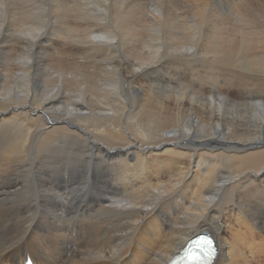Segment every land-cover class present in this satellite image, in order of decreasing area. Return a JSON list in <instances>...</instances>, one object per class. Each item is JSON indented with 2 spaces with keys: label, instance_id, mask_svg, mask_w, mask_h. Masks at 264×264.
Segmentation results:
<instances>
[{
  "label": "bare ground",
  "instance_id": "1",
  "mask_svg": "<svg viewBox=\"0 0 264 264\" xmlns=\"http://www.w3.org/2000/svg\"><path fill=\"white\" fill-rule=\"evenodd\" d=\"M194 1L186 25L185 1L0 0V264H167L204 231L214 264H264V36L252 13L232 21L250 0ZM141 22L155 42L134 58ZM99 57L93 81L83 65ZM180 67L208 98L152 84ZM247 76L262 81L249 103Z\"/></svg>",
  "mask_w": 264,
  "mask_h": 264
},
{
  "label": "rangeland",
  "instance_id": "2",
  "mask_svg": "<svg viewBox=\"0 0 264 264\" xmlns=\"http://www.w3.org/2000/svg\"><path fill=\"white\" fill-rule=\"evenodd\" d=\"M121 1H123L124 2V0H121ZM145 2H146V4L145 5H148V6H150L151 4H152V0H144ZM181 1H183V0H176V2H179V4L181 3H184V1H185V5H184V7H181V14L180 15H182V16H178V22L179 23H182V24H186L187 25V23H191L193 20L191 19V17L189 16V14H187L188 12H190L191 11V9H190V11H189V9H187V5H191V6H193V5H195V3H193V1L192 0H190V1H192V2H190L189 0L187 1V0H184L183 2H181ZM187 1V2H186ZM208 1H210V2H208V3H210L209 4V7H210V9H214V10H217V9H221V10H223V11H225V12H227L228 11V9H226L225 8V4L227 5L228 4V6H230L231 5V3L230 2H232V0H208ZM241 1V0H240ZM250 1H260V2H262L261 4H260V2H252V4L250 3ZM250 1H248V2H246V3H241V4H239L240 6H237V5H235V9L237 8V7H240V8H242V9H244V13L242 12L243 10L242 9H239V8H237L236 10L238 11V9H239V11L237 12V16H235V17H239V21H237V20H235V18L234 19H232V21H234V22H240L241 20H245V19H247V18H249V17H251V15H253L251 18H254L253 19V24H254V26L255 27H257L258 29H260L261 30V37L262 36H264V17H263V15L264 14H259V13H263L262 12V10L264 11V8H262V7H264V0H250ZM192 3V4H190V3ZM195 2V1H194ZM225 2V3H224ZM234 2H235V0H234ZM236 2L237 3H240L238 0H236ZM187 3V4H186ZM215 3V4H214ZM86 7H83L84 9H86V8H93L96 4L95 3H91V2H89V1H87L86 3ZM85 4H83V5H85ZM93 4H95L93 7H91ZM222 4V5H221ZM243 4V5H242ZM89 7H88V6ZM91 5V6H90ZM127 6H129L128 4H126ZM215 5V6H214ZM249 7H248V6ZM252 7H254V8H252ZM260 5V6H259ZM114 5H112V9H113V11H116V8H115V6L113 7ZM121 5H119V7H120ZM182 6H183V4H182ZM219 7V8H218ZM250 7H251V9H250ZM148 8H149V10H151V8L150 7H146V9L148 10ZM183 8H185V9H183ZM189 8V7H188ZM217 8V9H216ZM245 8H248V11H247V9H245ZM187 9V10H186ZM220 9H219V11H220ZM234 9V10H235ZM146 10V12H147V14H148V12H149V14L148 15H150V11H147ZM235 10V11H236ZM240 10H241V12H240ZM253 10V12L255 13L256 12V15H254L253 14V12H251V11ZM256 10H259V11H256ZM183 11V12H182ZM185 11V12H184ZM247 11V12H246ZM250 12V13H249ZM238 13H240V14H238ZM252 13V14H251ZM241 14H244V15H241ZM246 14H248L247 16H249L250 14V16L249 17H245V15ZM184 15V16H183ZM188 17H187V16ZM241 16H243V17H241ZM254 16H256V18L254 17ZM258 16V17H257ZM147 17V16H146ZM263 17V18H262ZM181 18H182V20H181ZM177 19V18H176ZM186 19L187 20V22L185 23L184 22V20ZM241 19V20H240ZM258 20V22H257V20ZM260 19V20H259ZM185 20V21H186ZM226 20V19H225ZM248 20V19H247ZM254 20H256V21H254ZM189 21V22H188ZM226 21H228V20H226ZM231 21V22H232ZM209 22V21H208ZM205 22V23H203V27H204V29L205 28H207V30L209 29V27L211 26V23L209 22ZM233 22V23H234ZM242 22V21H241ZM255 22V23H254ZM140 24H142V26L140 25ZM207 24V25H206ZM137 25L141 28V30H140V32L142 33H140L139 32V35L138 36H136V37H133V36H130V38H127V39H125L124 40V44L125 43H127V44H125V45H123V47L125 46V47H127V52L129 53V51H131L132 53V56L135 58V57H137L138 56V54H136V53H140L139 52V50L141 51L142 49H145V47L143 48L142 46H141V48H140V45L142 44H147L146 45V47L148 46V44L150 45L151 43H152V36L154 35V34H152V32L153 31H151V29H150V27L148 26V24H147V29H145L144 28V24L141 22V23H137ZM237 26H239L240 28H241V26L240 25H237ZM150 31H149V30ZM242 29V28H241ZM144 30V31H143ZM168 30H169V32H168ZM167 32L165 33L166 35H168L169 33H170V29H169V27L167 28V30H166ZM150 32H151V35H150ZM153 33H155V32H153ZM156 34V33H155ZM146 35H150L148 38H146ZM140 36V37H139ZM137 37H138V39H137ZM140 38H142L143 39V42H142V40L140 39ZM154 38V37H153ZM262 38H264V37H262ZM137 39V40H136ZM146 39V40H145ZM150 39V40H149ZM152 39V40H151ZM94 40V39H93ZM148 40V42L146 43V41ZM134 41V42H133ZM139 43H138V42ZM150 41V42H149ZM142 42V43H141ZM155 42V40H153V43ZM132 43V44H131ZM139 44V46H138V44ZM129 44H131V46L129 45ZM136 44V45H135ZM126 45H128V46H126ZM261 45H263V47H264V42H263V44L261 43ZM133 46V47H132ZM144 46V45H143ZM132 47V48H131ZM137 47H139L140 49L139 50H137ZM124 49H126V48H124ZM263 50H264V48H263ZM143 51V50H142ZM141 51V52H142ZM135 53V55H134V53ZM131 56V57H132ZM171 55L168 57V58H165L166 60L168 59L169 61L171 60L172 61V59H171ZM101 57H99V58H97L98 60H96V59H91L90 61H88L87 63H85L83 66L87 69H89V71L92 69L93 70V73H91V71H90V73L92 74H90L89 76L91 77V76H93L94 78L92 79L93 81H95L100 75H101V71H102V67L105 65L104 63H103V58L102 59H100ZM164 59V60H165ZM101 61L102 60V62H99L98 63V61ZM163 60V61H164ZM174 60H176V59H174ZM173 60V61H174ZM97 61V62H96ZM167 62V61H166ZM96 63H98L97 65H98V69H99V71H98V69L96 68ZM101 63V64H100ZM104 65H103V64ZM87 64V65H86ZM91 64V65H90ZM100 64V65H99ZM94 67H93V66ZM101 65H103V66H101ZM224 65H227V63L226 64H223V66ZM75 64L74 65H72V68H73V70L72 71H75ZM175 65H174V63H172V67H174ZM222 66V65H221ZM83 67V68H84ZM90 67V68H89ZM83 69L85 72H87L86 71V69ZM182 68V69H181ZM87 69V70H88ZM246 70H248V71H246ZM95 71V72H94ZM181 71V72H180ZM44 72V70L43 71H40V73H43ZM100 72V74H99V76H98V73ZM157 72V71H156ZM95 73H96V75H95ZM181 73V74H180ZM190 73H191V71L189 70V68L188 67H180V70H179V72H178V74L177 75H174L173 73H169V74H166L165 76H157L158 74L157 73H155V74H152L151 76H152V84L154 85V86H156V88H157V85H158V88L160 89V87L159 86H164V87H161V89H168V85H170V86H172V87H176L178 84V81L180 80L181 82H184L186 85H188V83H189V85H193L192 87H194V85H195V87H197V88H199V86L201 87V88H199V91H200V93L203 95L202 97L203 98H208L209 96H210V94H211V89H212V84H210V83H208V85H207V83L205 84H203L202 86H204V87H202L201 85H197L196 83H193L192 81H191V75H190ZM244 73L247 75L248 73H250V74H248V76L250 77V75L252 74V76H251V78L254 76V74H260L261 73V71H255V70H250V69H245L244 70ZM94 74V75H93ZM171 74V75H170ZM174 77H173V76ZM180 75H182V76H180ZM201 75V77H204V74H200ZM153 76H156V77H153ZM246 77L244 80H243V85H245L246 87H245V89H246V91L248 92V94H247V96H246V102H250L251 101V99H253V97L254 96H258V92H260V91H258V90H261V85L262 84H260V82H262V81H257V80H254V79H251V78H249V77ZM89 77V78H90ZM97 77V78H96ZM178 77V78H177ZM182 77V78H181ZM46 78V76H44V75H41V77H40V79L43 81L44 79ZM157 78V79H156ZM177 78V79H176ZM180 78V79H179ZM174 79H175V82H174ZM186 79V80H185ZM247 79V80H246ZM161 80H163V81H161ZM171 80V81H170ZM201 80L204 82L205 81V79H202L201 78ZM247 82H246V81ZM156 81V82H155ZM160 81V82H159ZM167 81V82H166ZM191 82V83H190ZM167 83V84H166ZM155 84H157V85H155ZM159 84H161V85H159ZM165 84V85H164ZM172 84V85H171ZM175 84H176V86H175ZM260 86H259V85ZM71 85H73V86H71L72 88H74L75 87V85L74 84H71ZM166 86V87H165ZM259 86V87H258ZM194 87V88H195ZM206 87V88H205ZM211 87V88H210ZM197 88H195V89H197ZM203 88V89H202ZM248 88V89H247ZM178 89V88H177ZM203 90V91H202ZM251 90V91H250ZM258 92H257V91ZM207 92V93H206ZM73 93V92H72ZM233 95H236L237 96V93H236V91H234L233 93H232ZM257 94V95H256ZM73 94H71V96H72ZM215 96H217V95H215ZM252 96V97H251ZM249 99H250V101H249ZM253 102V101H252ZM59 104V102H56V103H54V106H57ZM160 108V109H159ZM149 110H154L155 112H158V111H161V105L160 104H157L155 101L154 102H151L150 104H147V108L144 110V112H143V116L144 117H142V115L140 114V117H141V122L143 121H147V118H146V116L147 115H149V114H146L147 112H149ZM48 114H55V113H52V112H48ZM132 115V114H131ZM164 115H166V114H164ZM169 115V116H168ZM171 115V116H170ZM178 114H167V116L170 118V120H168L169 122H172L173 120H175V116H177ZM182 115V114H181ZM196 115V114H195ZM173 116V117H172ZM182 118H183V115L181 116ZM172 118H174V119H172ZM142 122V123H143ZM41 123L43 124V121H41ZM141 123V124H142ZM123 125H125V120H124V117H123ZM137 125V124H136ZM143 125H145V123H143ZM143 125H141L143 128L145 127L146 128V126H147V128L146 129H151L153 126L151 125V124H149L148 123V121L146 122V125L145 126H143ZM126 126V125H125ZM149 126H151V128H149ZM141 127V128H142ZM144 128V129H145ZM214 130V129H213ZM63 143V144H62ZM64 144H65V141H63V142H61V144L60 143H56V144H54V145H56V146H52V147H54L55 149L57 148V147H64ZM86 145H89V148L90 147H93V144L91 143V142H88V143H86ZM70 147H72V148H77V147H79V146H77V145H70ZM88 148V147H87ZM58 149H60V148H57L56 150H58ZM84 150H86V149H84ZM76 152L77 151H75V152H73V154H72V156L73 157H75V156H77V154H76ZM45 153H47L48 154V152L47 151H45ZM44 153V155H42L43 154V152L40 154V156L39 157H41V159H45L46 158V154ZM57 153V152H56ZM59 156H61L63 153H61V152H59L58 151V153H57ZM56 154V155H57ZM80 154V153H79ZM212 154H214L215 156H216V158L215 157H212L211 155ZM42 155V156H41ZM43 157V158H42ZM60 157H58V156H56V158H54V159H59ZM215 159H219V155H218V153L217 152H210L206 157H205V161L207 162V164H211V163H213L214 162V160ZM233 159H235V157L234 156H230V157H226V158H224V160H223V162L221 163V164H219V163H217V165H225V164H227L230 160H233ZM72 185H76V184H72ZM70 255L68 254V257H69Z\"/></svg>",
  "mask_w": 264,
  "mask_h": 264
},
{
  "label": "snow or ice",
  "instance_id": "3",
  "mask_svg": "<svg viewBox=\"0 0 264 264\" xmlns=\"http://www.w3.org/2000/svg\"><path fill=\"white\" fill-rule=\"evenodd\" d=\"M201 241L195 240L192 242L193 244L200 243ZM207 245V252L203 254L202 257H199L193 261V264H211L214 256H215V248L213 246V241L211 239H205L203 241Z\"/></svg>",
  "mask_w": 264,
  "mask_h": 264
}]
</instances>
